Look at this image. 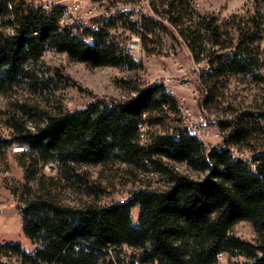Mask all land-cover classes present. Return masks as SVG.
<instances>
[{
    "label": "trees",
    "instance_id": "obj_1",
    "mask_svg": "<svg viewBox=\"0 0 264 264\" xmlns=\"http://www.w3.org/2000/svg\"><path fill=\"white\" fill-rule=\"evenodd\" d=\"M158 1L160 7L153 8L163 10L169 26L145 20V48L149 55L155 50L156 29L164 34L173 29L193 63L206 64L199 75L200 108L219 119L223 146L209 148L188 133L180 104L163 83L138 87L125 100L97 98L81 109L43 111L44 122L34 129L16 112L8 113L11 134L0 137V152L13 146L26 150L20 156L24 177L36 184L27 186L28 197H21L17 208L23 237L37 247L27 251L19 243H0V264H218L222 254L264 264V0H253L246 15L222 24L217 16L197 13L190 0ZM64 16L63 6L47 11L41 3L0 0V94L26 82L39 92L30 65H37L48 48L91 67H137L110 35L120 22L136 32L126 15L99 31L85 29L92 41L61 25ZM234 78L262 95L248 107L240 96L232 101L225 94ZM152 127L161 132L143 141L141 135ZM245 152L249 160L240 157ZM110 161L159 174L166 187L140 186L126 200L104 206L61 201L62 181L99 197L104 191L90 185L81 167ZM47 166L59 173L50 175V186L37 177ZM241 222L252 224L253 241L234 232Z\"/></svg>",
    "mask_w": 264,
    "mask_h": 264
},
{
    "label": "rangeland",
    "instance_id": "obj_2",
    "mask_svg": "<svg viewBox=\"0 0 264 264\" xmlns=\"http://www.w3.org/2000/svg\"><path fill=\"white\" fill-rule=\"evenodd\" d=\"M30 3H51L58 6L72 5V0H27ZM194 3L193 9L202 15L217 16L220 23H224L234 15H246L252 8L253 0H190ZM198 4V5H197ZM264 12V1L260 2ZM98 10L96 16L100 15ZM92 20V18H90ZM1 25V21H0ZM10 31L11 28H6ZM111 38L125 50L137 67L131 69L125 65L91 67L87 64L72 60L67 54L48 48L37 65H30L32 75L40 86L39 92H34L28 83L14 88L8 94H0V137L7 139L11 130L7 126L8 113L16 112L26 120L27 125L34 129L36 124L44 122L42 112L47 110H75L85 108L97 98L107 100H125L135 94L138 87L154 83H163L168 91L173 93L182 109H189L198 116L200 112L201 93L197 73L206 71V64L197 66L191 59L188 48L179 35L168 29L163 39V45L176 51V54L167 51L156 52L147 49L139 37L134 35L131 27L120 22L110 31ZM137 42V47L132 43ZM264 45V43H263ZM199 70V71H198ZM36 77H39L36 79ZM45 84H48L47 87ZM225 95L233 101V97L240 96L243 107L251 106L262 94L258 87L243 79H231ZM26 106V107H22ZM213 113H217L212 109ZM212 113V114H213ZM218 128H205L202 139L208 145L220 144L215 134ZM160 128L152 127L146 131V140L149 141ZM22 146H13L0 152V243H19L27 251L37 247L32 241L26 240L22 234L21 217L17 204L21 197L27 199L29 187H35L36 181H27L20 156L25 152ZM249 160V153L240 156ZM181 172H189L185 165H176ZM81 172L88 173L90 185L104 191L99 197H90L84 188L73 187L62 181L59 197L67 205L80 207L89 202L104 206L117 201L126 200L131 193L140 186L162 190L166 183L159 174H148L144 168L131 167L120 161H110L105 165L82 166ZM58 171L47 166L37 177L42 179L46 186H50V175L57 177ZM138 211L134 212L136 219ZM234 232L249 241L256 238V232L249 222H241L234 228ZM127 255L131 253L128 247L123 250ZM14 264H19L16 260ZM218 264H245L242 257H232L222 254Z\"/></svg>",
    "mask_w": 264,
    "mask_h": 264
},
{
    "label": "built area",
    "instance_id": "obj_3",
    "mask_svg": "<svg viewBox=\"0 0 264 264\" xmlns=\"http://www.w3.org/2000/svg\"><path fill=\"white\" fill-rule=\"evenodd\" d=\"M30 3V2H29ZM156 4L160 7L158 0H72V5L67 7L65 11L64 19L61 21V25H69L72 29L73 34H80L84 36L85 29H90L92 31H99L108 23H105V15H114V20L119 14H124L128 17L129 21L135 25L136 32L134 35L141 38V33L144 32L143 23L148 19H155L162 22L165 25L169 26L168 18L163 15V10L159 8L156 12L153 8V5ZM56 4L43 3L41 7L45 10H50L52 6ZM198 5V4H197ZM102 9V13L96 16L98 10ZM92 18V20H90ZM111 31V30H110ZM153 38V36H151ZM155 37L159 40L154 39V48L155 51H167L173 54H176V51L173 49H166V45H163V39L165 34L160 29L155 30ZM85 39L93 38L91 36L85 37ZM142 39V38H141ZM138 43L133 42L132 47H137ZM147 55L148 52H147ZM198 67L201 65H197ZM199 71V70H198ZM198 80L200 71L197 73ZM219 119L215 116H207V113L204 109L200 108L198 116H194L191 110L187 109V117H182L181 124L185 128V124H192V132L196 133L197 139L202 141L207 147H215L214 145H208L202 139V132L205 128L209 129L212 126L217 128ZM0 124H2L0 122ZM216 137H219L220 144L217 146H223V138L219 130H217ZM143 141H145L146 135H141ZM234 156H239L238 151L235 148H232Z\"/></svg>",
    "mask_w": 264,
    "mask_h": 264
},
{
    "label": "bare ground",
    "instance_id": "obj_4",
    "mask_svg": "<svg viewBox=\"0 0 264 264\" xmlns=\"http://www.w3.org/2000/svg\"><path fill=\"white\" fill-rule=\"evenodd\" d=\"M65 11H67V6H65ZM113 19H114V15H105V22H108V21L113 20ZM169 92L171 94H173L171 91H169ZM181 115H182V117H187V109H182L181 108ZM207 116H213V115H209L207 113ZM185 127L188 129L189 132H192V124H185ZM191 134L192 135H195L197 137V134L196 133H191Z\"/></svg>",
    "mask_w": 264,
    "mask_h": 264
}]
</instances>
